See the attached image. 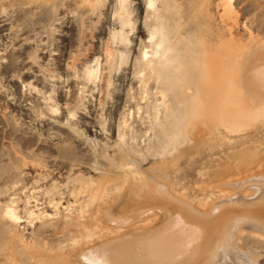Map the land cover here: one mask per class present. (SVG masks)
Masks as SVG:
<instances>
[{"label":"rangeland","instance_id":"obj_1","mask_svg":"<svg viewBox=\"0 0 264 264\" xmlns=\"http://www.w3.org/2000/svg\"><path fill=\"white\" fill-rule=\"evenodd\" d=\"M90 1L94 4L0 0V264L10 262L8 245L16 236L47 250H74L77 233L62 237L51 228L88 204L93 209L120 203L121 164L129 160L144 174H154L153 162L168 145L170 131L157 116H164L166 102L175 97L141 65L144 53L155 47L149 0ZM172 1V8L165 0L155 5L174 28L172 40L179 38L174 53L179 64L200 58L202 48L225 63H264V0ZM121 3L133 25L121 23ZM256 124L249 129L251 146L264 144V117ZM237 139L229 146L208 133L197 149L189 140L179 144L188 154L179 178L192 198L204 197L208 184L213 186L208 196L216 195L225 188L220 181L239 172ZM262 166L264 161L253 171ZM91 186L108 188L103 200L92 199ZM8 205L16 208L19 221L4 216ZM242 245L264 264V241Z\"/></svg>","mask_w":264,"mask_h":264},{"label":"bare ground","instance_id":"obj_2","mask_svg":"<svg viewBox=\"0 0 264 264\" xmlns=\"http://www.w3.org/2000/svg\"><path fill=\"white\" fill-rule=\"evenodd\" d=\"M165 2V7L172 8L175 1ZM160 12L155 0H149L147 18L154 29L155 47L144 53L141 65L144 72L169 86L165 90L171 91L168 94L175 102L166 99L163 89V100L168 101L164 116H157V121L171 133L162 158L153 162L155 173L151 169L152 174H144L126 160L121 164L124 173L116 191L120 198L123 195L120 203L107 208L99 204L93 209L87 203L88 207L51 228L54 235L62 237L77 233L75 238H80L74 250H47L36 242L24 244L16 236L8 245V264H260L258 254L244 249L242 243L264 241V166L253 171L264 161V144L251 146L249 132L264 117V63H225L205 47L199 51L202 57L192 56L194 61L179 64L174 55L179 38L172 40L174 28L172 31ZM117 14L121 23L132 24L124 3ZM92 73L88 71V75ZM173 73V78H166ZM208 133L229 146L238 136L235 157L242 167L220 181L225 188L216 195L208 196L213 186L203 183L204 197L192 198L179 178L181 160L188 155L179 144L189 140L197 149ZM107 189L92 187L90 196L101 201ZM4 213L10 220L22 218L11 205Z\"/></svg>","mask_w":264,"mask_h":264}]
</instances>
